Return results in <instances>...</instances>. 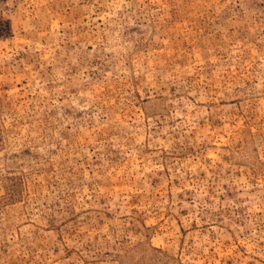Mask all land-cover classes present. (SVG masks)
Segmentation results:
<instances>
[{"label": "rangeland", "instance_id": "1", "mask_svg": "<svg viewBox=\"0 0 264 264\" xmlns=\"http://www.w3.org/2000/svg\"><path fill=\"white\" fill-rule=\"evenodd\" d=\"M0 264H264V0H0Z\"/></svg>", "mask_w": 264, "mask_h": 264}]
</instances>
